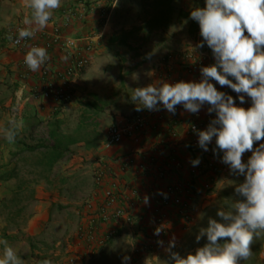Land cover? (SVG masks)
Listing matches in <instances>:
<instances>
[{
	"label": "crops",
	"instance_id": "obj_1",
	"mask_svg": "<svg viewBox=\"0 0 264 264\" xmlns=\"http://www.w3.org/2000/svg\"><path fill=\"white\" fill-rule=\"evenodd\" d=\"M184 1L191 3L192 7L205 6V0ZM106 2L107 0H62V6L54 11L48 26L38 31L47 32L58 25L67 37L78 41L80 48L93 41L95 47L91 55L97 60L101 54L100 45H104L110 35L119 33L112 26L109 33L107 23H99L100 10ZM122 2L124 0H118L111 16L116 7L119 9L116 13H121L122 7L117 5ZM87 6L90 10L83 13ZM71 8L78 14L70 15ZM187 12L190 18V11ZM30 14L31 10L24 6V0H0V89H10L14 94L6 100L5 97L0 100L7 107L18 108L20 116L25 118L26 126L32 123L46 125L58 120L60 131L72 141L70 152L56 163L50 175L46 178L36 175L35 182L40 184L35 188L37 206L25 231L30 237L40 234L43 242L55 244V250L49 251L48 258L44 260L41 256L39 260L49 261V264H88V258L97 256L100 252L104 254L106 251L111 255V261L121 260L120 264H124L125 256L130 257L128 264H147L152 259L180 248L187 242L192 231L207 220L213 208L223 202L225 187L244 177L232 174L229 167L221 162L222 152L214 153L215 138L209 144V150L204 151L198 145L196 132H190L193 123L210 117L215 118V113L208 112L207 104L196 114L186 112L182 105L176 109L174 115L162 106L159 111H136L131 94L125 111H115L111 109V101L107 102L100 97L101 93L96 89L86 91L80 88L83 77L93 71L94 67L85 69L80 78L70 85L74 100L58 102L53 97L33 100L32 92L35 93L42 87V69L51 68L55 78L52 80L58 85L60 81L56 79L57 74L69 64L70 55L64 48H47L50 58L46 64L37 72L27 68L24 64L25 52L12 46L8 32L18 22L23 21L25 15ZM68 16L69 19L66 18ZM176 17L177 14L173 19ZM189 36L191 39L183 47L184 56L203 49L198 47L203 40L199 24ZM172 54L175 56L152 60V65L146 66L143 64L145 60L142 59L137 65L141 64L148 71L141 73L145 76H141L138 87L164 82L175 83L180 80L199 81L202 78L201 69L189 72L182 52ZM208 54L206 66L215 63L214 56L209 52ZM212 82L218 90L232 95L236 98V103H240L238 94L229 87H221L217 82ZM27 100H30L29 112L26 111ZM85 103H90V107H86ZM243 106H251L250 98H246ZM101 114H104L102 120ZM140 116L145 119L143 128L134 126L136 118ZM116 121L133 124V130L121 142L106 148L107 130ZM66 123L75 124L68 131L67 127L62 128ZM258 143L255 142L253 147ZM251 154V151H246L242 160L246 162ZM197 157L200 158V163L194 167L191 161ZM214 167L217 168L216 172L211 171ZM99 169H104L107 174L104 186L96 182V172ZM192 179L195 181L194 193L191 200L186 202V217L181 214L177 205L159 203L158 199L162 193L165 194L171 186L186 185ZM110 185L121 191L120 194L126 193L129 188L138 191L136 196L126 200L131 207L132 219L119 226L109 224L107 228H115L116 235L107 240L100 248L102 250L89 256L84 242L78 236L77 228L81 222L87 220V215L91 212L88 202L92 203L93 207L97 205L103 196V188ZM146 196L149 198L148 204L144 202ZM60 207L63 208L59 209ZM157 228L161 229L159 236L154 234ZM160 237L163 245L157 243ZM173 239L175 247L169 250V242ZM33 254L38 257L39 251L34 250ZM30 264L34 263L30 260Z\"/></svg>",
	"mask_w": 264,
	"mask_h": 264
},
{
	"label": "clouds",
	"instance_id": "obj_2",
	"mask_svg": "<svg viewBox=\"0 0 264 264\" xmlns=\"http://www.w3.org/2000/svg\"><path fill=\"white\" fill-rule=\"evenodd\" d=\"M116 3L118 0L113 6ZM24 6L31 14L23 19L25 27L17 33V44L47 27L62 0H24ZM190 18L200 27L203 40L198 47L206 43L215 63L201 68L199 81L137 87L131 92V100L136 111H159L162 106L174 115L177 106L182 105L186 112L196 114L207 104L208 112L215 113L209 126L196 132L198 145L208 151L215 138L214 153L222 152L221 162L230 172L245 177L235 187L241 199L219 210L221 219H210L209 226L201 229L197 241L206 236L202 247L183 257L172 253V259L175 264H241L253 255L254 238L264 237V0H205V6L194 8ZM49 58L45 47L32 46L24 56V64L37 72ZM212 81L237 93L240 103L218 90ZM246 98L251 100L247 108L243 106ZM21 127V121L10 120L4 139L14 144ZM255 142L259 143L254 148ZM246 151L252 154L245 162L242 155ZM199 163V157L191 161L194 167ZM144 202L149 203L147 196ZM160 231L157 228L154 234L159 236ZM0 243L4 244L0 264H22L13 247ZM158 243L162 245L163 241ZM174 247L175 239L169 242V250ZM123 261L128 264L130 257L125 256Z\"/></svg>",
	"mask_w": 264,
	"mask_h": 264
},
{
	"label": "rangeland",
	"instance_id": "obj_3",
	"mask_svg": "<svg viewBox=\"0 0 264 264\" xmlns=\"http://www.w3.org/2000/svg\"><path fill=\"white\" fill-rule=\"evenodd\" d=\"M124 2H126V5L122 8L121 13H116L118 11V8L116 7L112 16L110 13L107 18L106 23L109 33H111V26L113 29L116 28V32H120L122 29H129L132 28V26H138L141 24L140 17H142L143 13L141 1L135 0L132 7H130L132 0H124ZM191 5V3L187 4L184 0H176L175 14H177L178 8H183L185 12L189 10L191 13L194 8L198 7H192ZM117 6H123V3ZM191 20V18L184 15L182 17L179 16L174 18L166 30H156L150 34L136 31L134 37L129 40L132 44L131 46H134V48L126 46L114 47L110 46L108 41H105L104 45L101 42L102 45L99 47L101 54L98 55L99 58L95 60L96 58L94 59L93 57L91 63L85 68L90 69L94 67L95 69L83 77V82L81 83L80 88L86 91H93L96 89L101 93L100 97L107 102L111 101V109L115 111H125V108L130 103L129 96L131 92L138 87L141 76H145V74L142 75L141 73L148 71L146 67L137 64L145 60L143 62L145 66L152 65V60L170 57L172 55L175 56L172 52L177 54L182 52V56H184L185 50L183 47H185V44L187 45V42L191 39L189 36L191 32L188 31ZM94 47L93 44V49ZM13 95L14 94L10 89H0V98L5 97L6 100ZM32 99L39 101V99L42 98L35 97L32 92ZM70 100H74V98ZM27 101L26 111L29 112L28 105L30 104V100ZM18 110V108L12 109L11 107H7L4 102L0 100V141L3 142L0 150V166L3 163H7L10 158L9 149L12 147V144L5 143L4 139V132L8 128L10 120L16 119L22 122V127L17 135H21V137L24 136L23 138H25L26 141L35 143L42 140H49L48 124H40L37 127L30 128L25 125V118L24 116H20ZM33 111L34 109L31 107V112ZM103 118L104 114H101L100 119L102 120ZM74 124L75 123H66L62 128L65 129L67 127V130L69 131L74 127ZM108 125H110V123ZM103 127L104 126L101 128L104 130ZM40 152L41 151L19 155L12 162L14 164L19 162L18 165H16L19 175H16V177L10 181H0V242H7L8 246L13 247L21 258L22 264H30V260L34 264L41 263L42 261L39 260V257L43 256V259L45 260L48 258L47 254L49 251L52 249L55 250V244L48 241L43 242L42 235L39 234L30 237L25 231L28 220L33 215L35 206H37L38 199L35 194V188L40 184L37 185L35 179L40 167L38 168V166H36L35 160L40 155ZM244 179V177L238 179L235 183L229 184L225 187L222 199L223 202L215 206L207 220L201 222L198 227L192 231L185 244L180 248L175 249L173 252L170 251L167 255H161L152 259L147 264H175V261L172 259V253H177L183 257L187 256L189 253L195 252L197 248L202 247L206 243V236L197 241V236L201 229L209 226L210 219H216L219 217L217 215L219 210L226 209L232 201L241 199V197L235 193V187L242 183ZM63 206L64 208H67V206ZM62 208L63 207H60L59 209ZM158 241H162V238L160 237V240ZM60 245L61 244H59V246ZM165 246L166 244H164L163 247ZM251 248L253 255L248 260L241 261V264H264V237L261 239L254 238ZM3 249L4 244L0 243V257L3 255ZM34 250L35 252L36 250L39 251L38 257H35L33 254ZM88 255L90 256L93 254L88 253ZM36 259H38L39 262H36ZM88 259L89 260L86 261H89L88 264L121 263V260H116V262L114 260L111 261V255L107 254L106 251L104 254L100 252L99 255H93ZM41 264H44V262Z\"/></svg>",
	"mask_w": 264,
	"mask_h": 264
},
{
	"label": "built area",
	"instance_id": "obj_4",
	"mask_svg": "<svg viewBox=\"0 0 264 264\" xmlns=\"http://www.w3.org/2000/svg\"><path fill=\"white\" fill-rule=\"evenodd\" d=\"M69 16L66 18L69 19ZM24 27L23 21H20L8 32V38H12L9 40L13 47L20 49L22 52H25V54L32 46H42L46 49L58 47L64 48L70 55L69 64L62 72L57 74L56 79L60 81V84H54L52 79L55 78L51 68L46 67L41 71L43 77L42 87L33 93V95L41 98L53 97L54 100L58 102L72 99L70 85L80 78L83 70L91 63L93 41L80 48L76 39L67 37L63 33L61 27L56 25L52 30L47 32L36 31L34 37L23 39L17 44L15 43L17 33ZM208 55V52L203 49H198L196 53H187L184 56V60L186 61V67L189 72H196L202 67H205L209 60ZM54 86L57 87L54 88ZM179 106L180 105H178L177 108ZM213 119V117H210L193 123L190 127V132H197L203 127H208ZM144 125V117H137L134 126L143 128ZM132 130L133 124H125L122 121H116L107 130L105 147L109 148L121 142L127 135L131 134ZM213 169L215 172L217 171L216 167ZM95 178L99 185L104 186L107 179L105 170H97ZM187 189V184L173 185L165 193L166 198L165 195H162L158 199L159 203L161 205H177L181 214L186 217V202L191 200L185 198L187 195L188 197L191 196ZM120 193L122 192L118 191L114 185H110L103 188V196L101 200L97 202V205L93 207L92 203L88 202L90 206H88L89 211L91 212L87 215V220L79 224L77 233L90 254L96 253V251L106 244L107 240L115 235L116 229L107 228L109 224H116V226H119L123 223L130 222L132 219L131 207L128 206L126 200L132 196H136L138 191L135 188H129L126 193Z\"/></svg>",
	"mask_w": 264,
	"mask_h": 264
},
{
	"label": "trees",
	"instance_id": "obj_5",
	"mask_svg": "<svg viewBox=\"0 0 264 264\" xmlns=\"http://www.w3.org/2000/svg\"><path fill=\"white\" fill-rule=\"evenodd\" d=\"M135 0H132L131 6L133 5ZM141 1V7H142V17H140L141 24L139 26H135L131 28L130 30L122 29L119 33L110 35L108 38V44L110 46H126V47H132L129 43L130 38L134 37L135 32H143V33H153L156 30H166L176 13V7L174 0H140ZM114 0H107L105 5L101 7L100 10V25H104V23L107 21V18L109 14L114 9L113 6ZM123 6H120L124 8L126 5V2H122ZM121 8V9H122ZM90 10V7H85V10L83 13H87V11ZM119 10V9H118ZM70 14L76 15L78 12L71 8ZM188 17V12H185L183 8H178L177 11V17L182 16ZM83 16V14H82ZM197 22L194 20H191L189 31L191 33H194L196 30ZM203 49L208 51L211 55H213L211 49L207 46V44H204ZM168 58V57H166ZM84 71V70H83ZM71 100H63L61 102H69ZM86 107H90V103L84 104ZM57 112V111H55ZM38 123L34 125L32 123L29 127L34 128L37 127ZM25 134V133H24ZM24 136L21 137V135H17L16 141L14 144H12L11 148L9 149V161L7 163H3L0 166V181H10L18 176V170L16 168V165L18 163H12L14 159H16L19 155L25 154V153H36L40 152V155L36 158L35 163L38 168L40 167L39 172H37V176L46 178L48 175H50L58 161H60L64 156H66L70 152V144L72 141L70 138L63 134L60 131L59 127V121L56 120L53 123L48 124V141H39V142H28L26 141ZM3 142L0 141V150H1V144ZM5 143L9 144L6 140ZM15 149H14V148ZM211 171L215 172V170L212 168ZM205 171L203 170L202 173ZM194 179H192L189 183H187L188 192L191 194V196L188 197V195L185 197L187 200L192 198V194L194 193ZM221 218L218 217L216 220H220Z\"/></svg>",
	"mask_w": 264,
	"mask_h": 264
}]
</instances>
